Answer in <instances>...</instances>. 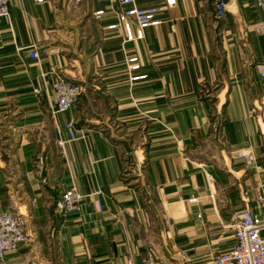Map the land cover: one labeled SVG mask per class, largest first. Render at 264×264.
I'll return each mask as SVG.
<instances>
[{"label": "crops", "instance_id": "crops-1", "mask_svg": "<svg viewBox=\"0 0 264 264\" xmlns=\"http://www.w3.org/2000/svg\"><path fill=\"white\" fill-rule=\"evenodd\" d=\"M38 1L9 0L0 19V211L23 215L29 236L7 261L212 264L229 252L236 216L263 209L264 9L225 0L217 19L212 0H136L166 9L127 42L110 26L132 4ZM58 76L84 87L67 113H55ZM71 188L85 201L62 218Z\"/></svg>", "mask_w": 264, "mask_h": 264}, {"label": "built area", "instance_id": "built-area-1", "mask_svg": "<svg viewBox=\"0 0 264 264\" xmlns=\"http://www.w3.org/2000/svg\"><path fill=\"white\" fill-rule=\"evenodd\" d=\"M39 3L43 0H39ZM177 0H166V7L170 8L176 5ZM258 5L264 9V0H257ZM123 5L132 4L133 7L118 15V23L110 26V29L122 27L127 42L140 41L145 38V30L150 27L159 26L162 22L158 19L166 8H148L140 9L136 6V0H120ZM212 9L214 17L222 19L228 9V3L225 0H212ZM103 12L95 13V17L99 18ZM10 15L9 0H0V19L8 18ZM134 21L136 31L132 25ZM257 33L264 32V24L257 26ZM37 53H32V58H37ZM131 62H137L132 59ZM138 66H135L137 69ZM260 76L264 80V69L261 68ZM135 80H138L136 78ZM53 91L57 101L55 113H67L72 106L79 100L83 94L84 87L76 82L58 76L53 83ZM260 106L264 111V97L259 99ZM258 111V109H257ZM71 138L76 140L77 129L74 122L66 125ZM262 133V146L264 148V123L260 126ZM241 158L247 161H254L256 156L253 153L241 150L236 152ZM33 166L37 174L45 183L44 177L46 168V157L38 153L33 160ZM84 196L75 188L65 190L61 193L56 202V210L58 214L65 218L72 213L80 212L84 204ZM192 199L191 202H196ZM259 201L263 206L261 213H255L251 209H245L236 216L232 228L236 243L234 247L226 253L214 256L212 264H264V197H260ZM99 211H102L100 203H98ZM29 241L28 225L25 217L13 211H0V264H13L7 261L6 255L9 252L16 251L22 245H27ZM141 264H165L163 261L154 256H149Z\"/></svg>", "mask_w": 264, "mask_h": 264}]
</instances>
